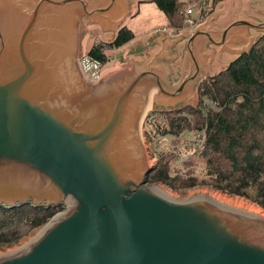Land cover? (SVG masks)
I'll list each match as a JSON object with an SVG mask.
<instances>
[{"label": "water", "instance_id": "obj_1", "mask_svg": "<svg viewBox=\"0 0 264 264\" xmlns=\"http://www.w3.org/2000/svg\"><path fill=\"white\" fill-rule=\"evenodd\" d=\"M128 15L126 0H0V206H60L0 264H264V217L154 187L139 136L148 100L160 111L193 103L207 42L217 59L222 49L247 53L264 21L219 29L211 16L188 33L173 83L160 59L179 37L162 32L88 81L80 35L88 26L115 34ZM245 26L260 33L247 37Z\"/></svg>", "mask_w": 264, "mask_h": 264}, {"label": "trees", "instance_id": "obj_2", "mask_svg": "<svg viewBox=\"0 0 264 264\" xmlns=\"http://www.w3.org/2000/svg\"><path fill=\"white\" fill-rule=\"evenodd\" d=\"M191 1L153 0L167 24L176 29L182 25L185 3ZM218 1L206 3L213 6ZM132 37L131 30L124 26L106 44L118 47ZM100 45L92 43L86 54L102 61ZM196 93L194 106L153 111L146 134L152 131L174 136L193 132L196 137L181 144L185 152L193 148L190 157L180 159L181 171L169 170L167 161L158 153L146 181L160 182L173 190L207 186L264 210V32L247 53L237 54L224 67L204 77ZM59 210L60 206L29 203L11 208L0 206V246L13 244Z\"/></svg>", "mask_w": 264, "mask_h": 264}, {"label": "rangeland", "instance_id": "obj_3", "mask_svg": "<svg viewBox=\"0 0 264 264\" xmlns=\"http://www.w3.org/2000/svg\"><path fill=\"white\" fill-rule=\"evenodd\" d=\"M231 3H234V4H231ZM246 3H247L246 4L247 5L246 6V8H247L246 14L247 15H250L251 17H260V15H256L255 13H261L262 12V14H263L264 10H262V9L264 6L263 5L264 0H248V1H246ZM186 4H188V2L185 3V5ZM240 5H242V3H240V0H229V1L223 2L221 4L217 3L212 8L210 6H208V8H209L208 14L210 11H211L210 14H213V13L223 14V13H225V15L221 16L223 18H221L220 20L227 22L228 20H230L231 15L234 12L239 13V10L237 11V9H238V7H240ZM136 7L138 9L137 13L134 16H132L129 19V22L127 23V26L132 30V32L134 34H139L140 32L149 30L151 28H156V27L160 28V26L165 23V19H164L162 13L155 7V5L153 3H150V2L149 3H139L136 5ZM208 14L206 15L205 19H207ZM181 18L183 21V16ZM205 19H204V21H205ZM182 25H183V23H182ZM161 28H166V30H170L172 32V30L174 29V26L168 25L166 27H161ZM255 32H258V31H255ZM255 32H253V34ZM94 35H99V37H101L99 39H101V40H103V38H105V37H108V36L111 37L112 36L110 33H104V34L100 33L99 28H94V27L90 28V26H88L82 32V34L80 35V37L78 39V53H77L78 59L80 57L81 51L83 49H86L88 46L91 45V43H92L91 39ZM182 35H184V33ZM255 35H256V33L253 36H255ZM184 36H186V35H184ZM110 37H108V38H110ZM233 47H236V46H233ZM237 49H238V45H237ZM115 55H116V51L112 53V57L114 59H115ZM232 57H233V53H231V52L224 53L223 56L221 57V62L214 60V62L211 64L210 72H214V71H217L218 69H221L225 65L227 60L231 59ZM111 62H112V64H114L112 60H111ZM196 100H197V95H196ZM146 108H147V106H146ZM146 108H145V110H147ZM144 111H143V114H144ZM143 114H142L141 120H143ZM147 125H148L147 121L144 120L142 127H139V136H140L142 149H143V152L145 155L146 163L148 165L149 164L152 165L154 162H156V158H157V155L159 153V154H162L164 159L167 161L169 170L177 169L178 171H181V169H183V165H180V159L190 157L192 152H193V148H190L189 152H185L182 149L181 144L186 139L193 141L194 138L196 137V135L193 132H187L184 134L173 136V135H169V134L153 133L152 131H147L149 133V135H148V134H146V130H145L146 128H147V130H149V127H147ZM184 131H187V130H184ZM190 145L195 146L194 144H190ZM180 151H182V152H180ZM197 164H198V166H199V164L201 165L200 161H198ZM151 184H154L156 186L159 185V186L165 188L166 190L168 189L167 191H169L170 195L172 194L174 197H185L191 193H194L196 191L203 190V189L204 190H208V189L213 190L211 188H208L207 186H194L191 188H180V189L173 190V189L167 187L166 185H164L160 182L151 183ZM222 194H224V193H222ZM224 195H227V194H224ZM227 196H229V195H227ZM230 197L236 198V196H230ZM238 198H240V197H238ZM246 201L251 203L248 200H246ZM43 224L39 225L38 227H35L33 229L28 230L23 236H21L13 244L0 246V254H2L4 252H8V251L14 249L15 247L19 246L20 244H22L26 240V238L28 237V235L30 233H32L33 231L38 229Z\"/></svg>", "mask_w": 264, "mask_h": 264}, {"label": "crops", "instance_id": "obj_4", "mask_svg": "<svg viewBox=\"0 0 264 264\" xmlns=\"http://www.w3.org/2000/svg\"><path fill=\"white\" fill-rule=\"evenodd\" d=\"M226 1H229V0H220V1L216 2L214 5H216L217 3L218 4H221V3L226 2ZM246 1H248V0H240V3H242V5H240V7H238V9H237V11L239 10V13L234 12L231 15L230 20H228L227 22H224L223 20H220L221 18H223L221 16L222 15H225V13H223V14H220V13L210 14L211 13V11H210L209 14H208L207 19H205V21H203L199 25V27L202 26V25H204V24H206L207 21H208V19L211 16H214L213 19L211 20L212 27L219 28V29H224L225 27L229 26L234 21L235 18H245V19H248V20L257 22V23L258 22H263L264 21V17L263 16H260V17H251L250 15H247L246 14V12H247V8H246V6H247L246 4L247 3H246ZM149 2L154 4L153 0H126L127 6H128V10H129V15L127 16V18H126V20L124 22V26H126L127 28H129L127 26V23L129 22V19L137 13V11H138V9L136 7L137 4H139V3H149ZM234 3H231V4H234ZM209 6L211 8L213 7L211 5H209ZM262 10H264V6H263V9ZM261 14H262V12H261ZM263 15H264V11H263ZM163 17H164V15H163ZM164 19H165V17H164ZM166 26H168V24H167V21L165 19V23L163 25H161L160 28H158V27L151 28L149 30L142 31L139 34H134L132 32V30L129 28L131 30V32L133 33V37L130 40H128L127 42H125L124 44H122V45H120L118 47H113L114 50L116 51L115 59L114 58L112 59V61H113L114 64H112V62H111L108 71L106 70L102 75H106L107 73H109L111 71L120 69L119 66L124 62V55L131 48H133L134 46H136L139 43H145V42H147L156 33L162 32L167 38L179 37V39L175 43H173V44H171V45L168 46L169 54L174 53V56L169 61L166 60V59H160V62L163 63V64H165V66H166V69H165V71L163 73L165 79L168 82H170V83H173L174 81H176L178 79V77H179V66H180V63H181V58H182L183 51L185 49V44H186V40L188 38L187 37L188 36V33H186L185 31H178L176 33V31L174 29L172 30V32H173L172 33L170 30H166V28H161V27H166ZM92 27H94V26H90V28H92ZM94 28H97V27H94ZM255 31L256 30L254 28H252V26H245V33H246L247 37H251L255 33H256L255 36H257L260 33V32L258 33V32H255ZM99 32L102 33V34H104V33H110L112 36L114 35V33H112V32H109V31H101L100 29H99ZM253 32H255V33L253 34ZM183 33L186 36L182 35ZM94 36H98L99 37V35H94ZM112 36L111 37L108 36L110 38L105 37V38H103V40H106V41L107 40H110L112 38ZM99 38H101V37H99ZM242 43H243V40L239 39L236 42H231V45L236 46V47H233V48L234 49L235 48L237 49V45L239 47V45H241ZM204 47H205V49H211L212 50V56H211L210 61H208V57H205L204 58V70H205V73L200 72L201 80L204 77H206L207 75L216 72V71L210 72L211 64L214 62V60L215 61H218V62H221V57L223 56V54L230 52V51L223 50V49L220 50L219 51V54H218V59H217V57H216V50H217L218 44H215L213 42H207ZM231 53H233V57L236 56V53L235 52H231ZM229 60H227V62ZM152 92H154V90H151L150 93H149V95ZM192 94H193V103L191 101H184V102L180 103L178 106L179 107H182V108L185 107V106H194L196 104V95H197L196 88L195 87H193V89H192ZM185 103H188V104H185ZM147 104H148V107L146 108L147 110H153V111H158V110L160 111V110H162V108L156 109L155 107H149V100L147 101L146 105ZM178 106H176V107H178Z\"/></svg>", "mask_w": 264, "mask_h": 264}, {"label": "built area", "instance_id": "obj_5", "mask_svg": "<svg viewBox=\"0 0 264 264\" xmlns=\"http://www.w3.org/2000/svg\"><path fill=\"white\" fill-rule=\"evenodd\" d=\"M208 4L206 3V0H193L186 4L182 10V16H183V25H181L179 28H174L176 33L178 31H185L186 33H189L192 31L195 27L200 25L206 15L208 14ZM92 43H100V51L103 55V60L99 61L96 59L90 58L87 54V47L86 49H83L81 51L80 57H79V66L82 71V74L88 81H95L98 80L102 74L109 69L111 60L113 59L112 53L114 52V48L111 46H108L106 44V40L99 39L98 36L92 37ZM91 43V44H92ZM212 105V103L210 102ZM154 115L153 113L145 114L144 120L149 122L151 119H153Z\"/></svg>", "mask_w": 264, "mask_h": 264}, {"label": "bare ground", "instance_id": "obj_6", "mask_svg": "<svg viewBox=\"0 0 264 264\" xmlns=\"http://www.w3.org/2000/svg\"><path fill=\"white\" fill-rule=\"evenodd\" d=\"M114 69V68H113ZM111 70V69H110ZM108 71V70H107ZM148 107V104L146 105ZM154 187L158 188L159 190L163 191L164 193L170 195V192L167 191L165 188L161 187V186H156L154 185ZM195 194H206L207 196L213 198L214 200L223 203L225 205H228L230 207H234L237 209H241L244 210L246 212H251V213H255L258 214L262 217H264V210L261 209L260 207H258L257 205L253 204V203H249L246 200L242 199V198H232L230 196L224 195L216 190H199L196 191L194 193H191L187 196H192ZM172 195V194H171ZM173 196V195H172ZM178 198H182V197H178Z\"/></svg>", "mask_w": 264, "mask_h": 264}, {"label": "flooded vegetation", "instance_id": "obj_7", "mask_svg": "<svg viewBox=\"0 0 264 264\" xmlns=\"http://www.w3.org/2000/svg\"><path fill=\"white\" fill-rule=\"evenodd\" d=\"M100 79V78H99ZM99 79L98 80H96V81H99ZM149 113H153V110H146L145 112H144V114H143V120H141V123H140V127H142V124H143V122H144V115L146 114H149Z\"/></svg>", "mask_w": 264, "mask_h": 264}]
</instances>
